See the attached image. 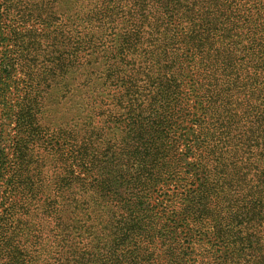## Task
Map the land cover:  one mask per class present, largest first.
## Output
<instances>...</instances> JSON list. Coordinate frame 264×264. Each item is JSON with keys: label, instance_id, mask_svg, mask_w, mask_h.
<instances>
[{"label": "trees", "instance_id": "16d2710c", "mask_svg": "<svg viewBox=\"0 0 264 264\" xmlns=\"http://www.w3.org/2000/svg\"><path fill=\"white\" fill-rule=\"evenodd\" d=\"M45 1L55 64L7 51L23 77L0 142V264H264V0ZM56 75L87 113L33 137Z\"/></svg>", "mask_w": 264, "mask_h": 264}, {"label": "rangeland", "instance_id": "374dc122", "mask_svg": "<svg viewBox=\"0 0 264 264\" xmlns=\"http://www.w3.org/2000/svg\"><path fill=\"white\" fill-rule=\"evenodd\" d=\"M45 2V0H10L9 15H7L6 20L4 17L1 18L2 21H5L6 28L4 24H2V28H0L2 29V33H0V79L7 84H5L6 90L3 92V97L0 98V142L2 145L7 144L6 140H8L12 134L11 129L14 123L12 121V116L10 117V113H12L10 105H16L18 101L16 100L17 93L14 86H16L17 83H19V79L23 77L22 72H19L18 69H10L12 68L10 65L14 56L7 51L11 50L13 47L11 43H13L14 40L16 43L14 47L18 48V52L14 53L15 56L19 54L22 61H34V68H37L36 72H42L50 65L55 64L50 61L57 60L56 57L61 54V30L59 31V28H55L58 26V21L54 26H48L49 19L46 16L47 10L45 8ZM34 3H36L38 7H35ZM52 6L54 9H61V0H53ZM8 37L12 38V42L7 40ZM5 53L6 56L4 58L3 56ZM43 67L46 68L43 69ZM7 70H10L8 72L10 75L7 74ZM53 80L57 81V83L51 82ZM45 83H47V85L44 87L43 85ZM38 87L42 89L40 105L36 111L31 108L33 120L30 128L33 137L44 135L46 131L45 128L48 125H54L57 128L61 127V125H64V122L72 118L73 119L69 121V124L72 125H74L75 122L79 123L80 121L78 120L84 119L82 117L77 118V115L81 114L80 111H82L84 107V89L74 84L70 94L62 97L61 76L57 75L54 78L50 77L45 79ZM29 104L31 107V103ZM8 109L11 110L8 111ZM86 111L80 116L86 115ZM95 119L97 118L95 117ZM1 128L4 130H1Z\"/></svg>", "mask_w": 264, "mask_h": 264}]
</instances>
